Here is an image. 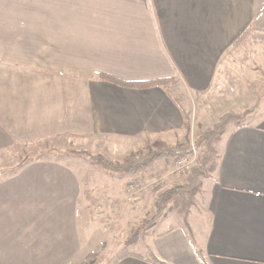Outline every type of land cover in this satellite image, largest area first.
<instances>
[{
	"label": "crops",
	"instance_id": "1",
	"mask_svg": "<svg viewBox=\"0 0 264 264\" xmlns=\"http://www.w3.org/2000/svg\"><path fill=\"white\" fill-rule=\"evenodd\" d=\"M258 53L264 0H0V159L52 142L122 163L174 144L226 86L245 101L254 86L257 100ZM155 80L169 83L141 87ZM255 112L218 138L189 214L148 228L149 257L115 264H264V112ZM10 170L0 180V264L90 256L87 173L59 157ZM107 177L125 192L129 179Z\"/></svg>",
	"mask_w": 264,
	"mask_h": 264
},
{
	"label": "rangeland",
	"instance_id": "2",
	"mask_svg": "<svg viewBox=\"0 0 264 264\" xmlns=\"http://www.w3.org/2000/svg\"><path fill=\"white\" fill-rule=\"evenodd\" d=\"M254 66L257 67V100H255L252 94L254 86H252L251 88H247L248 90H250L251 95H249V98L246 99V101V95L238 96L236 93L230 91V88L226 86L224 89V93L221 94V96H216L213 100L210 99L207 104V107L203 108L205 116L202 118V125L198 126V124L196 123L197 121L195 120L192 124H190V129L188 133L189 145L187 149L189 151V154L179 156L173 161L166 160V172L163 175H168L170 174V171L172 172V167L176 159H192V168L196 164V161L199 157V150L195 146V140L200 136L201 132L204 129L212 127L222 116L226 114H236L242 117L241 124H243L245 120L247 121V116L250 115L249 112H255V109L259 106V99L261 98V100H264V97H262L264 96L263 54H256V62ZM203 110L201 109V111ZM263 112L264 106L262 105L259 110L255 112L256 114L254 117H252V119L258 120V118L262 116ZM230 126L239 125H229L228 127ZM186 133L187 132L185 129V135ZM184 136L180 138L176 143L168 145L175 146L176 144L181 142ZM151 145H149L144 150H147L149 147H151ZM54 147L57 146L53 145L52 142H43L34 145L15 148L10 152H7L6 154L2 155V158L0 159V180L9 177L11 173L10 169L13 170L14 168H17L24 161H34L36 159L43 158L53 159L59 157L63 162H66L74 169L81 171L83 170L85 174L87 173L86 177L91 184L89 188H91L94 193V195H89V192H83L81 198V212L82 214H86V219L90 226V229L87 231L89 233L90 242L91 244H93V247L91 248L92 253L85 259L78 262H72V264H115L117 263V261L122 259L120 257V259H118V256L123 255V257H125L127 253L137 255L139 254V256L141 257H149L150 250L147 246V243H144V238L146 236V233L148 232V228L152 224L147 228L145 234H143L142 232V227L145 221L150 218V215L155 214V194H148L145 196H140L135 200H129L127 199L125 192L122 193L118 191V189L121 188L122 181H116V179L114 178L110 179V177H107L111 174L109 175V173L106 171L108 173L107 174L105 170H103L97 164L92 163L89 160V157L92 154L89 152L82 151L84 149L82 146H70L69 148H61L59 150ZM189 173L190 170L186 175H179L177 173L169 175L168 188L176 184H183L184 180L189 176ZM132 180L133 179H129L126 182L125 190L127 183ZM108 187H110L111 190L104 191ZM91 189L89 191H91ZM103 192H107V194H113H105L106 196H104ZM115 193H117L118 195H114ZM169 214L170 216L164 221H162L163 223L160 225V228L159 226H157L154 229L155 231L162 229L164 226L163 224L173 225L176 222H180V220L184 219L185 217L180 215L177 211L173 210L165 214L163 217L157 218L155 222L163 220V218L167 217ZM174 218L177 219L175 220ZM155 222L153 224H155ZM84 235L82 232V239Z\"/></svg>",
	"mask_w": 264,
	"mask_h": 264
},
{
	"label": "trees",
	"instance_id": "3",
	"mask_svg": "<svg viewBox=\"0 0 264 264\" xmlns=\"http://www.w3.org/2000/svg\"><path fill=\"white\" fill-rule=\"evenodd\" d=\"M108 80L121 83L120 81L107 77ZM168 80H155L141 84V87L164 85ZM251 113V112H249ZM242 117L236 114L222 116L212 127L204 129L195 140V146L199 150V157L196 164L190 169L189 176L183 184L173 185L155 195V214L145 221L142 227L143 234L157 218L163 217L170 211H177L182 216H187L195 203V197L202 187V182L215 165V143L219 135L229 125H241ZM186 135L180 143L170 146L165 142H156L144 151H132L122 163L109 160L102 155H90L89 160L97 164L103 170L120 180L138 179L142 174L149 177H160L166 172L165 162L173 161L175 158L189 154V120L185 123ZM126 255H137L127 253ZM123 255L118 256V259Z\"/></svg>",
	"mask_w": 264,
	"mask_h": 264
},
{
	"label": "built area",
	"instance_id": "4",
	"mask_svg": "<svg viewBox=\"0 0 264 264\" xmlns=\"http://www.w3.org/2000/svg\"><path fill=\"white\" fill-rule=\"evenodd\" d=\"M193 165V160L189 158L176 159L172 167V172L170 171L168 175H162L160 177H149L142 174L138 179L129 181L126 185L125 194L127 199H137L140 196H145L148 194H158L164 189L168 188V177L174 173L179 175H186L191 166Z\"/></svg>",
	"mask_w": 264,
	"mask_h": 264
}]
</instances>
